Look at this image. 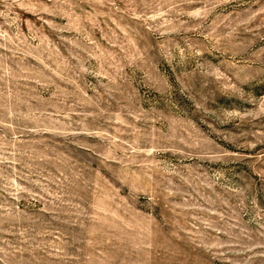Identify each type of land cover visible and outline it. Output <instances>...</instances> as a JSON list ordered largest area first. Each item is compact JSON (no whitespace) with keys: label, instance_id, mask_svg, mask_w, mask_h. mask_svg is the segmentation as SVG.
<instances>
[{"label":"rangeland","instance_id":"obj_1","mask_svg":"<svg viewBox=\"0 0 264 264\" xmlns=\"http://www.w3.org/2000/svg\"><path fill=\"white\" fill-rule=\"evenodd\" d=\"M0 264H264V0H0Z\"/></svg>","mask_w":264,"mask_h":264}]
</instances>
